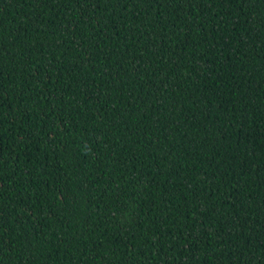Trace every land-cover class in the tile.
I'll list each match as a JSON object with an SVG mask.
<instances>
[{"label": "trees", "instance_id": "trees-1", "mask_svg": "<svg viewBox=\"0 0 264 264\" xmlns=\"http://www.w3.org/2000/svg\"><path fill=\"white\" fill-rule=\"evenodd\" d=\"M0 264H264V0H0Z\"/></svg>", "mask_w": 264, "mask_h": 264}]
</instances>
